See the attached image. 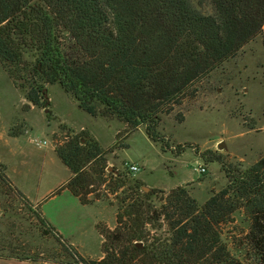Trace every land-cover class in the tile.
<instances>
[{"label": "trees", "instance_id": "1", "mask_svg": "<svg viewBox=\"0 0 264 264\" xmlns=\"http://www.w3.org/2000/svg\"><path fill=\"white\" fill-rule=\"evenodd\" d=\"M263 31L264 0H0V63L49 119L47 85L59 84L92 117H115L131 131L145 125L157 141L162 116ZM14 125L10 134L18 136ZM55 151L71 177L54 195L67 187L83 204L94 202L87 198L93 183L86 167L105 160L99 142L82 131ZM217 161L228 184L203 206L183 187L155 210L143 212L135 201L121 210V200L115 228L98 225L101 259L76 253L43 216L41 222L74 252L75 264H264V156L246 170ZM0 181L32 207L2 164ZM140 190L146 197L159 191ZM241 208L251 226L237 255L221 226Z\"/></svg>", "mask_w": 264, "mask_h": 264}, {"label": "rangeland", "instance_id": "2", "mask_svg": "<svg viewBox=\"0 0 264 264\" xmlns=\"http://www.w3.org/2000/svg\"><path fill=\"white\" fill-rule=\"evenodd\" d=\"M25 58L32 61L30 54ZM47 89L52 117L39 107L27 115L30 128L26 124L25 129L31 131L25 140L32 148L35 167L33 182L24 178L20 182L25 189L38 182L43 194L39 196L46 197L68 175V169L54 155L42 167L40 156L82 131L99 142L105 160L88 163L86 170L93 183L87 198L100 203L87 207L81 213L83 220L74 213L69 219L65 212L59 216V209L70 205L66 197L46 205L54 221L61 224L63 239L87 259L104 256L103 237L94 223L96 220L101 228L113 230L121 200L126 199L121 210L133 201L143 204V212L149 207L155 210L171 190L183 187L203 206L228 184L218 158L246 170L264 156V31L194 85V96L162 116L157 141L149 137L145 125L131 131L115 117H92L59 84L47 85ZM24 100V92L15 87L0 63V114L15 112V108L20 112ZM24 107L22 111H26ZM23 124L17 119L15 131H21ZM31 139L34 141L29 143ZM35 141H47V145L38 148ZM130 165L138 171H130ZM200 167L206 171L200 173ZM141 188L159 191L146 197ZM152 210L148 214H157ZM231 218L221 226L222 237L232 253L239 255L237 248L244 244L251 220L243 208ZM41 219L38 207L19 199L0 181V255L75 264L74 252L64 247ZM82 225L83 231H77L76 226ZM165 231L164 227L156 237Z\"/></svg>", "mask_w": 264, "mask_h": 264}, {"label": "crops", "instance_id": "3", "mask_svg": "<svg viewBox=\"0 0 264 264\" xmlns=\"http://www.w3.org/2000/svg\"><path fill=\"white\" fill-rule=\"evenodd\" d=\"M25 100L23 101V103L25 104H23L22 107L24 105L29 106V108L26 111H22V107H21L20 112H18L19 110L15 108L14 110L15 112L8 111L6 115L0 114V164L5 166L6 175L11 181L13 187L16 188L18 191H20L33 207H38L41 216L46 218L51 223V225L56 229V231L62 236L64 234L61 229V224L58 221L55 222L53 219L54 218L53 214L51 215L49 212H47L46 205L48 204L49 201H52L53 199L59 197H66V199L70 201V205L69 207H64V209H59V213H58L59 216L65 215V218L69 219V215L71 213L72 214L74 213L77 214V217L81 220L84 219L82 217L83 214L81 213H84V210L87 207H89L93 203H100V202L96 200L91 204H83L80 200V197L73 194L71 190L68 189L67 187L62 189L60 193L54 195V192L59 187L60 188L63 187L67 183L68 179L71 177V172L65 165L64 166L68 169V175L58 184L57 187L52 189L49 192V195H47L46 197H42L43 194H41L42 191L40 189V184L38 182L34 183L31 188L25 189L24 184L20 182V179L22 178L28 180L31 179V182H33L32 171L34 170L35 167L33 165L34 154L32 152V148L31 146L28 145L27 140H25L26 135H28V133L31 131V129H25L26 124L29 125L30 128L27 115L33 109L38 108L31 105L27 100L26 101ZM17 119L21 120L24 123L22 125V133L18 136H12L10 134V130L12 126L17 122ZM51 133L54 134L55 131H52ZM33 141L34 140L31 139L29 140V143ZM41 147L44 146H38V148ZM51 155H54L53 157H55L54 158L55 160L59 158L57 156L55 147L53 145L49 153L40 156L42 167L45 166V164H48V158L52 157ZM64 212L67 214H64ZM94 227L96 228V230H98L97 229L98 223L96 220L94 223ZM76 229L77 231L79 230V232H82L83 225L81 227L76 226ZM101 244H102V240H101ZM0 264H60V263H54L47 260L44 261V260L18 259L16 257H8V258H0Z\"/></svg>", "mask_w": 264, "mask_h": 264}, {"label": "built area", "instance_id": "4", "mask_svg": "<svg viewBox=\"0 0 264 264\" xmlns=\"http://www.w3.org/2000/svg\"><path fill=\"white\" fill-rule=\"evenodd\" d=\"M36 142V144L38 145V146H43V145H46V141H43V142H41V141H35ZM129 169H130V171H132V172H136V171H138V167L137 166H135V165H130L129 166ZM198 171L200 172V173H204L206 170H205V168H203V167H200L199 169H198Z\"/></svg>", "mask_w": 264, "mask_h": 264}, {"label": "water", "instance_id": "5", "mask_svg": "<svg viewBox=\"0 0 264 264\" xmlns=\"http://www.w3.org/2000/svg\"><path fill=\"white\" fill-rule=\"evenodd\" d=\"M146 190L148 191V188H146Z\"/></svg>", "mask_w": 264, "mask_h": 264}]
</instances>
